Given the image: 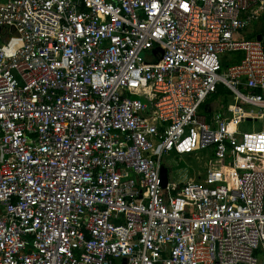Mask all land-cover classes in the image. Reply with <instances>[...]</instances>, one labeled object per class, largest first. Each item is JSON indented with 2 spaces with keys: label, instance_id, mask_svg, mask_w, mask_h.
I'll use <instances>...</instances> for the list:
<instances>
[{
  "label": "built area",
  "instance_id": "built-area-1",
  "mask_svg": "<svg viewBox=\"0 0 264 264\" xmlns=\"http://www.w3.org/2000/svg\"><path fill=\"white\" fill-rule=\"evenodd\" d=\"M248 119L264 0H0V264H264Z\"/></svg>",
  "mask_w": 264,
  "mask_h": 264
},
{
  "label": "rangeland",
  "instance_id": "rangeland-1",
  "mask_svg": "<svg viewBox=\"0 0 264 264\" xmlns=\"http://www.w3.org/2000/svg\"><path fill=\"white\" fill-rule=\"evenodd\" d=\"M224 98L221 97L220 99L216 100H208L200 111L202 113H211L218 109V103L222 101ZM227 103L229 101H226ZM225 102V103H226ZM264 122V121H263ZM262 121H250L246 120L242 122L243 129L252 130V129H260L262 128ZM253 126V127H252ZM164 163H166L167 170H169V177L171 180H179V178H197L199 176L198 173L205 171L207 165L217 167L221 166V163L218 159L213 158V155L209 153L205 155V153H199L197 155L192 156H182L178 157L175 154L165 155L164 156ZM172 168V169H170Z\"/></svg>",
  "mask_w": 264,
  "mask_h": 264
},
{
  "label": "water",
  "instance_id": "water-1",
  "mask_svg": "<svg viewBox=\"0 0 264 264\" xmlns=\"http://www.w3.org/2000/svg\"><path fill=\"white\" fill-rule=\"evenodd\" d=\"M261 36H258V39H260ZM250 120V119H248ZM162 179H163V185L165 186L167 184V175H166V171L165 168L162 169Z\"/></svg>",
  "mask_w": 264,
  "mask_h": 264
},
{
  "label": "trees",
  "instance_id": "trees-1",
  "mask_svg": "<svg viewBox=\"0 0 264 264\" xmlns=\"http://www.w3.org/2000/svg\"><path fill=\"white\" fill-rule=\"evenodd\" d=\"M219 90H220V92H223V90H222V88H221V87H219Z\"/></svg>",
  "mask_w": 264,
  "mask_h": 264
}]
</instances>
